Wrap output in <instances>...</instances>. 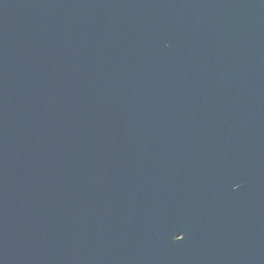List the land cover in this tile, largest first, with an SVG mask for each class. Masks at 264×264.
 <instances>
[{"label": "water", "instance_id": "water-1", "mask_svg": "<svg viewBox=\"0 0 264 264\" xmlns=\"http://www.w3.org/2000/svg\"><path fill=\"white\" fill-rule=\"evenodd\" d=\"M0 264H264V0H0Z\"/></svg>", "mask_w": 264, "mask_h": 264}]
</instances>
